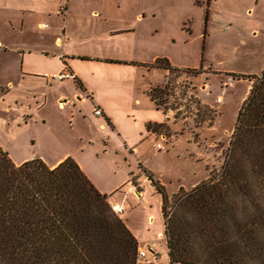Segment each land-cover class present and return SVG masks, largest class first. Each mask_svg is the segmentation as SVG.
Here are the masks:
<instances>
[{
	"label": "crops",
	"instance_id": "0c3cea01",
	"mask_svg": "<svg viewBox=\"0 0 264 264\" xmlns=\"http://www.w3.org/2000/svg\"><path fill=\"white\" fill-rule=\"evenodd\" d=\"M138 3L134 8L130 0H0V149L16 164L28 161L14 158L9 149L11 142L22 134L19 130H29L43 118L47 124L46 117L56 115L55 108L60 101L66 114L91 126V130L80 135V140L92 143L99 139L105 145L115 146L118 152L122 148L136 162L137 167L130 170V177L115 188L98 186L94 182L100 192L108 196L111 206L124 207V213L119 216L134 235L136 230L131 225L128 203L133 201V195L135 198L143 195L141 179L155 187L150 178L141 173V167L149 170L157 181L156 172L146 167V157H156V153L164 150L172 154L180 152L181 155L176 154L180 157L183 156L181 152L185 153L184 157H189L198 148L205 151L187 134L178 135L174 129L178 126L175 111L159 107L152 98V91L166 89L170 71L158 65L159 60L167 58L155 54L150 59L145 54L149 18L155 16L157 10L156 7H142L141 0ZM204 3V37L211 35L208 31L213 22V11L220 8L228 12L233 16L228 22L236 21L240 28L237 37L242 47L245 48L243 44L248 37L251 44L248 48L254 46L251 48L254 49L252 55H255L257 72H252L250 66L249 72L203 65L189 67L168 58L170 66L202 70V77L212 74L221 79L228 78L231 86L238 83L234 75L247 79L264 76V0H204ZM232 25L234 22L228 23V26ZM64 69L73 73L74 78L62 81L53 78ZM247 84L246 96L239 98L241 104L252 90ZM210 90V95L204 94L200 98L208 104L205 108L209 111L214 106L223 108L225 112L220 117L224 120L226 108L231 103L229 91L222 88L215 91L213 87ZM216 96L222 103H217ZM97 107L102 109V115L94 113ZM165 128L169 132L173 130L170 136L161 132ZM4 130L8 136L2 135ZM116 141L120 146L114 143ZM184 141L187 144L180 147ZM157 142L166 148L156 149ZM80 151H84V146L73 151L66 148L57 161L44 162L54 168L72 157L83 169L76 158ZM184 186L182 183L179 187ZM123 187L125 190L122 191ZM139 247H143L141 238ZM155 253L158 255L156 250ZM145 264L155 262L148 258Z\"/></svg>",
	"mask_w": 264,
	"mask_h": 264
},
{
	"label": "trees",
	"instance_id": "16d2710c",
	"mask_svg": "<svg viewBox=\"0 0 264 264\" xmlns=\"http://www.w3.org/2000/svg\"><path fill=\"white\" fill-rule=\"evenodd\" d=\"M158 65L170 69L167 59ZM165 90L151 92L159 107L155 93ZM236 124L219 177L172 196L173 206L147 175L162 196L170 264H264V76ZM138 250L74 158L54 168L42 159L16 164L0 149V264H135Z\"/></svg>",
	"mask_w": 264,
	"mask_h": 264
},
{
	"label": "rangeland",
	"instance_id": "374dc122",
	"mask_svg": "<svg viewBox=\"0 0 264 264\" xmlns=\"http://www.w3.org/2000/svg\"><path fill=\"white\" fill-rule=\"evenodd\" d=\"M130 1L134 8L139 5L138 0ZM140 5L148 8L156 7L157 10V14L149 18L150 31L146 40L145 54L150 59L158 54L172 59L178 65L189 67L203 65L211 66L213 69H233L238 72L247 71L250 66L252 72H257V69H254L255 55H252L254 49L251 48L254 46L248 48L250 41L248 37L243 44L245 48L242 47L241 40L237 37L240 28L236 21H230L234 22V25L228 26L230 23L228 18L233 17L228 12L221 11L219 7L215 13L213 11V22L209 27L210 32L208 31L211 35L204 37L206 7L204 0H201V3H198V0H141ZM242 51L250 54L244 55ZM169 68V88L163 94L155 93V95L166 110L175 111V123L178 124L174 128L177 129L176 133L182 136L187 134L191 141L195 140L198 147L205 150L201 152L198 148L189 157H184V152H181L183 156L180 157L177 156L181 155L180 152L176 155L166 150L156 153V157H146V167L156 172L157 182L164 185L170 195V206H173L175 195L179 199L183 198L185 193L194 189L203 180L219 177L237 125L238 118L235 119V115L246 102L241 104L239 98L242 95L246 96L247 82L253 89L257 78L247 79L244 76L234 75L233 78L238 83H233L234 85L231 86L232 83L228 84V78L221 79V76L212 74L210 76L205 74L202 77V70H182L171 66ZM210 87L215 91L221 88L229 91L228 97L231 103L226 108L224 120L220 117L225 112L223 108L214 106V109L209 111L205 108L208 104H204L200 98L204 94L210 95L208 94V91H211ZM216 98L217 103H220L219 97ZM61 105L58 101L55 108L56 115L46 117L47 124L43 118L31 129L19 130L22 134L17 140L12 141L9 147L14 158L20 161L42 159L46 163H52L63 156L66 148L73 151L84 146V151H80L76 158L93 183L115 188L117 184L128 179L130 170L137 167L130 154L122 148H120L121 152H118L114 149L115 146L112 148L105 145L99 139H94L92 143L80 140L82 138L80 135L91 130V126L73 119L62 110ZM161 132L170 136L173 130L169 132L165 128ZM7 133V130L2 131L3 136H8ZM114 143L120 146V142ZM181 143L180 147L187 144L185 141ZM141 168V173L146 175L150 173L146 168ZM185 180L193 183H186ZM196 181L198 184H195ZM141 183H143V195L138 198L133 195V201L128 203L130 209H127L128 212L131 211L132 216L129 218L136 230L138 243L139 238L143 242V247L139 249L145 250L148 258H152L155 264H170L161 194L148 181L141 179ZM182 183L186 186L180 188ZM121 190H125V187ZM132 208L136 210L132 211ZM169 209L171 210V207ZM172 211L173 209L170 214Z\"/></svg>",
	"mask_w": 264,
	"mask_h": 264
},
{
	"label": "built area",
	"instance_id": "2783aa9c",
	"mask_svg": "<svg viewBox=\"0 0 264 264\" xmlns=\"http://www.w3.org/2000/svg\"><path fill=\"white\" fill-rule=\"evenodd\" d=\"M53 78L54 79H57V80H64V79H68V78H74V74L71 73L69 70L67 69H64L62 70L61 72L59 73H56L55 75H53ZM233 81V80H232ZM96 115H102L103 114V111L101 108L97 107V109L95 110L94 112ZM155 146L157 147V149L159 150H164L165 149V145L161 142H157L155 144ZM114 212L117 214V215H121L124 213L125 209L123 206L119 205V204H115L112 206ZM147 258H148V254L145 250L143 249H139L138 250V253H137V257H136V262L135 264H145L147 262Z\"/></svg>",
	"mask_w": 264,
	"mask_h": 264
}]
</instances>
